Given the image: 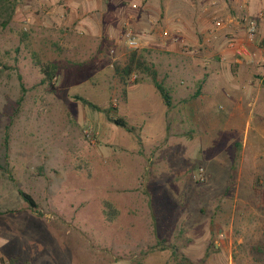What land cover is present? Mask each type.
<instances>
[{"label": "rangeland", "instance_id": "obj_1", "mask_svg": "<svg viewBox=\"0 0 264 264\" xmlns=\"http://www.w3.org/2000/svg\"><path fill=\"white\" fill-rule=\"evenodd\" d=\"M80 1L0 0V264H264V62L255 64L263 21L248 48L245 96L257 102L229 110L193 101L208 65L181 32L178 51H167L163 31L176 28L147 16L146 5L99 16L98 0ZM127 26L144 34L136 51L165 86L172 58L180 95L171 93V107L148 78L123 85L116 76L134 51ZM47 64L57 66L53 88L41 83Z\"/></svg>", "mask_w": 264, "mask_h": 264}, {"label": "crops", "instance_id": "obj_2", "mask_svg": "<svg viewBox=\"0 0 264 264\" xmlns=\"http://www.w3.org/2000/svg\"><path fill=\"white\" fill-rule=\"evenodd\" d=\"M129 1L133 3V6L140 4H143V6L146 5L148 7L146 10L147 16L160 18L163 22L162 24L168 27V29L176 28L175 31L183 33L185 36L184 40L188 46L191 47L192 53L197 55L199 62L203 61L208 65L205 67L206 73L202 76L201 85L203 88L201 89V93L195 92L192 96L193 101L196 100L203 104H207L211 108L222 102L224 105L229 106V110H232L240 103L242 104V101L245 100L247 105H255L258 99L257 96L253 98V103H249L248 95L245 96L248 92V88H246L247 84H251L252 81H247V79L250 78L247 74V70L249 66L254 65V63L248 64L249 61H251V56L239 57L235 55L233 51L227 47L226 40L231 37L241 40L244 37L245 32L241 21L242 18L247 14L250 16L255 15L259 10H262L258 5L260 1L264 4V0H251L246 7H243L239 0H98V14L99 16H121L124 6H127L125 3ZM80 2V6H86L87 4L89 8L96 5L94 0H81ZM109 2L112 4H109ZM256 4L258 7H255ZM150 5H155L156 9ZM218 21L222 24L218 36L216 39L208 42L206 39L207 32L211 26ZM262 21V26L258 28V33H260V38L263 39V17ZM105 24V26L113 25L110 23ZM163 44L166 50L170 51L172 54L179 49L177 40L169 39ZM260 45L264 48V40L260 42ZM254 46L255 45L252 44L248 48L252 51L254 50ZM262 50L260 49L259 51ZM259 62H264V56H260L255 64ZM164 64L166 65L165 71L167 73V76H165L168 81V86L166 87L170 90L171 95L173 92L171 88L173 86L171 82V74L173 71L171 68L174 65V63H172V58L171 60L164 61ZM262 64L264 65V63ZM199 68L202 67L199 66ZM262 80L263 79H261L260 82ZM174 95L179 97L180 91L175 92ZM189 100V98L185 100L177 98L175 104L180 107L192 106L195 111L194 102H190ZM246 127L249 128V125ZM244 143L246 145L247 142L244 141ZM261 143H264V136L262 135ZM194 230L195 228H190L184 235H190ZM194 256L195 254L192 255V258ZM202 256L203 253L198 254L197 258L201 260ZM144 264H154V262L146 260ZM158 264L176 263H166L164 259L160 260Z\"/></svg>", "mask_w": 264, "mask_h": 264}, {"label": "trees", "instance_id": "obj_3", "mask_svg": "<svg viewBox=\"0 0 264 264\" xmlns=\"http://www.w3.org/2000/svg\"><path fill=\"white\" fill-rule=\"evenodd\" d=\"M114 71L116 76L119 78V80L123 85L127 84V81L129 80L130 76L133 74L148 78L153 88L156 90L159 97L162 99L164 105L167 107H171L172 98L170 95V90L163 84L161 80L158 79V72L154 68L153 64H151L147 60L144 50L143 51L134 50L131 53H129L125 63L122 66L117 65ZM41 72L43 74L41 83L53 88V84L51 83V81L52 78L56 76L57 66L54 64H47L42 67ZM75 99L77 101H80L82 105L89 107L92 110H96L98 112L110 114L112 111H115L114 108L101 109L97 105L79 96H75ZM108 119L116 126L123 128L128 132L130 131L132 132V128H129L127 126V123L122 118L109 117ZM19 195L28 204L31 210L34 211L37 208V204L29 194L19 191ZM108 209H109L108 212L109 219L111 220L114 215H117V212L111 206H109ZM179 264H190V262L186 258H184L182 261L179 262Z\"/></svg>", "mask_w": 264, "mask_h": 264}, {"label": "built area", "instance_id": "obj_4", "mask_svg": "<svg viewBox=\"0 0 264 264\" xmlns=\"http://www.w3.org/2000/svg\"><path fill=\"white\" fill-rule=\"evenodd\" d=\"M239 1L243 7L248 6L249 3L251 2V0H239ZM262 17H263L262 10H259V12L254 17L248 14L245 15L241 20L245 32L244 37L241 40L232 37L226 40L227 47L231 49L235 55L239 57L251 56L248 47L255 42L258 22L262 20ZM221 26L222 24L219 21L211 26L206 36L208 42L210 40H214L217 38ZM178 33L179 31H175V35H174L169 31L166 30L163 31V35L166 38L172 40H178L179 38ZM144 37H145L144 34H141V36L134 34L133 30L129 26H127V28L125 29L124 39L129 49L136 50L143 47L141 44V40L144 39ZM198 177L200 180H203V169L198 170Z\"/></svg>", "mask_w": 264, "mask_h": 264}]
</instances>
